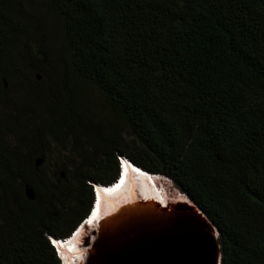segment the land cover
<instances>
[{"label": "trees", "instance_id": "16d2710c", "mask_svg": "<svg viewBox=\"0 0 264 264\" xmlns=\"http://www.w3.org/2000/svg\"><path fill=\"white\" fill-rule=\"evenodd\" d=\"M81 83L119 133L100 132L82 168L69 160L73 189L26 151L30 129L64 148L79 141ZM37 109L51 115L31 120ZM119 158L171 179L206 214L221 264H264V0H0V264H60L49 237L69 238L88 218V183H115Z\"/></svg>", "mask_w": 264, "mask_h": 264}, {"label": "water", "instance_id": "95a60500", "mask_svg": "<svg viewBox=\"0 0 264 264\" xmlns=\"http://www.w3.org/2000/svg\"><path fill=\"white\" fill-rule=\"evenodd\" d=\"M43 163L37 159V168ZM26 195L36 199L30 188ZM174 201L126 204L88 241L84 264H221L220 231L195 203Z\"/></svg>", "mask_w": 264, "mask_h": 264}, {"label": "rangeland", "instance_id": "374dc122", "mask_svg": "<svg viewBox=\"0 0 264 264\" xmlns=\"http://www.w3.org/2000/svg\"><path fill=\"white\" fill-rule=\"evenodd\" d=\"M13 88L18 91L21 90L23 93H25L26 85L23 84V82L18 81ZM76 89V114L81 116V120H83V124L86 127L81 128V130L83 131L80 132L79 141L73 142L67 140L65 143L66 147L64 148L61 145L57 144L52 136L48 135V133L42 134L41 131V133L35 134L30 132V129V131L28 132V134L30 133V135H28V140L30 141L34 138L36 144H34L33 147L29 148L28 151H26V156L29 157L30 161L32 160L35 169H39V171L42 174L46 175V177L50 181H53L54 179L56 180V178L58 177L63 181L61 182L62 184L64 183V181H67V183L65 182V184H63V186L66 185L67 187L69 186L73 189L77 184L75 181V174L77 171L76 169L74 170V167L69 164V160L75 161L77 167H81V162L84 161L83 158H87L88 156H92V154H95L96 140L98 139V135L100 132H102V136L106 139L110 138V136L115 135L116 132L119 133V118L112 110L108 108L106 101L96 90V88L92 85L81 83L77 86ZM21 91L19 93L15 91L12 92L11 102L16 104H23L24 101L21 98ZM13 109H10L9 112H11V110ZM34 113L35 115H29L32 116L31 120H33L34 117H37V121H39V117L46 119L49 118V115H51L49 114V112L48 114L44 112V109H37ZM130 137V133H127L125 135L127 141L132 140L130 139ZM10 139L12 143H16V139H14L12 136L10 137ZM77 144L85 148V157H80L77 153L73 154V152L71 151L72 147ZM42 156L45 157L43 158ZM40 158L44 159V163L39 168H37L36 161ZM163 185L170 190V195H172L170 199H172L173 197L175 199L176 196H181V194H179L180 191L176 188V185L173 182H167L166 180H163ZM16 201V199L11 197L10 211L13 212L14 215L20 216L21 212L17 207ZM52 216L53 213H50L49 217ZM38 227L39 226L36 224L35 228ZM93 237L94 233L89 239V243L92 242ZM87 244L88 242L85 244V246L86 248H88V252H90L91 247L87 246Z\"/></svg>", "mask_w": 264, "mask_h": 264}, {"label": "bare ground", "instance_id": "6f19581e", "mask_svg": "<svg viewBox=\"0 0 264 264\" xmlns=\"http://www.w3.org/2000/svg\"><path fill=\"white\" fill-rule=\"evenodd\" d=\"M128 162L135 168H138L140 170L143 171V173H145L146 175L149 176V178H151L150 180L145 179V178H140L137 177L135 175H133L132 173H130L127 176V184L125 186V188L121 187V188H115V189H111L108 190L106 192H103L101 189L98 188V198L100 201V205L96 206V211L92 215L90 218V221L87 223L90 226L92 225L93 229H96V231L100 232V229L102 228V225L104 224V222L109 219V217L113 214H115V212H117L118 210L122 209L126 204H130L133 202H141V203H145V204H154L158 203V202H162L160 203L162 206L167 205L168 201H167V197L164 196L163 194L159 195L157 193H155V189L154 191L151 188V184L155 186L156 189H158V185H157V181L158 178L157 176L159 175H154L151 174L149 172H146L145 170L139 168L138 166L132 164L129 160L124 159V169L126 170V167H128ZM119 182H117L118 184ZM161 183H163V181H161ZM166 183V182H165ZM166 185V184H165ZM107 187V186H104ZM179 194H181V196L177 197L178 201L180 202H184V203H188L192 205V202L190 200H188L187 197H185V195H183L182 193L179 192ZM136 200V201H135ZM96 202V200H95ZM95 209V208H93ZM99 212V215H98ZM77 237L78 235H76L74 237V239L68 243V244H60L64 247V249L72 246V245H76L77 244ZM97 240L96 235L94 234L93 240L92 242H95ZM88 249V248H87ZM91 251V250H90ZM64 253V252H63ZM85 257V256H84ZM86 261V257L82 260L81 264H84ZM68 264V263H67ZM72 264V263H71Z\"/></svg>", "mask_w": 264, "mask_h": 264}, {"label": "clouds", "instance_id": "9594fccd", "mask_svg": "<svg viewBox=\"0 0 264 264\" xmlns=\"http://www.w3.org/2000/svg\"><path fill=\"white\" fill-rule=\"evenodd\" d=\"M120 159L121 161L123 162V158H119V164H120ZM127 160V159H126ZM123 165H124V162H123ZM120 172L122 173V177L123 178V168L120 167ZM133 174V173H132ZM134 175V174H133ZM158 178H161V179H158L156 180L157 181V185H158V190L161 192V194H163L164 196L167 197V201H171L172 199H174V197L172 199L170 195V190L167 189L163 183H161V181H167V182H173L171 179L165 177V176H157ZM121 178L117 179V181L113 184H109V185H95L94 186V194H95V198H96V202H94V208L92 213L93 214L97 209H96V206L100 205V201H99V198H98V188L101 189L103 192H106L108 190H111V189H115V188H119V186L121 185ZM151 178H149L150 180ZM152 180H150V183H151ZM117 182H119L117 184ZM174 183V182H173ZM104 186H107V187H104ZM184 195V194H183ZM186 196V195H185ZM178 196H176V199ZM172 200V201H174ZM92 215H88V218L85 219L83 221V223L79 226V228L74 232L72 233L71 237L69 238H66V239H56L54 237H49V241H50V244L51 246L54 248L55 252H56V255L60 261V264H81L82 263V260L86 257V260H87V255H88V250L85 246L86 244V239H90L92 237V234L96 232V229H91V231H89V227L90 225L87 224L89 221H90V218H91ZM87 220H89L88 222H86ZM82 229H85L86 231L88 230L90 233L89 235H86V237L84 239H78L77 237V244L76 245H72L66 249H64V247L60 244H68L70 243L74 237L76 235H79V232L82 230ZM92 249V246L90 248V250ZM64 252V253H63ZM85 256V257H84Z\"/></svg>", "mask_w": 264, "mask_h": 264}, {"label": "flooded vegetation", "instance_id": "af4514ba", "mask_svg": "<svg viewBox=\"0 0 264 264\" xmlns=\"http://www.w3.org/2000/svg\"><path fill=\"white\" fill-rule=\"evenodd\" d=\"M83 159H84V161H82L81 163H84L85 160H86L85 158H83ZM103 161H104V159H103V158H100V157H97V158L94 159V163H95V164H100V163H102ZM94 163H93V164H94ZM88 185L92 187L93 194H94V186H95V185H104V184H101V183H93V184L90 185V184L88 183ZM95 200H96V198H95V194H94V202H95ZM93 205H94V203H93ZM93 205H92V208H93ZM91 210H92V209H91ZM90 213H91V211H90Z\"/></svg>", "mask_w": 264, "mask_h": 264}]
</instances>
